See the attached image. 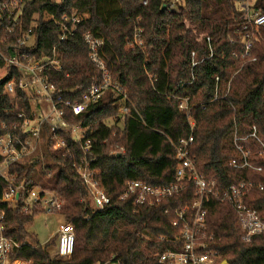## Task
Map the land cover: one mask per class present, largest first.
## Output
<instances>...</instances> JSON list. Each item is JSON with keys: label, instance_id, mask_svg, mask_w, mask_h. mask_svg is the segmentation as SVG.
<instances>
[{"label": "trees", "instance_id": "trees-1", "mask_svg": "<svg viewBox=\"0 0 264 264\" xmlns=\"http://www.w3.org/2000/svg\"><path fill=\"white\" fill-rule=\"evenodd\" d=\"M171 2L25 0L23 26L35 34L28 51L41 59L54 48L61 62L62 71L46 66L48 82L63 88L65 96H70L68 89L76 88V97L99 83L101 73L90 61L82 38L84 32L98 33L105 40L104 58L112 79L126 89L129 101L125 102L127 113L121 115V97L109 89L82 114L69 115L73 123H81L84 138L96 139L97 159L92 166L110 197L100 210L93 208L88 190L74 171L73 161L81 155L78 143L65 136L74 159L70 158L51 148L53 135L45 128L42 156L59 169L53 184L41 188L64 199L58 214L74 227V250L61 257L55 253L56 235L44 243L38 240L29 230L38 211L29 214L2 204L6 232L18 243L11 251L13 258L31 264H157L158 253L170 245L162 237L175 238L179 233L172 225L175 211L191 203L193 186L188 184L179 197L142 206L137 212L119 195L127 180L158 186L172 182L176 160L171 140L190 134L198 169L215 180L218 190L242 181L261 185L250 189L246 202L264 220V26L259 41H253L245 53V20L238 0H177L169 9ZM252 3L255 10L264 11V0ZM72 11L86 18L74 36L61 40V16ZM136 27L142 31L143 50L130 47ZM0 51L8 53L7 45L0 43ZM9 77L0 80V135L5 132L3 123L31 107L32 96L25 91L19 90L15 100L4 93ZM183 97L191 104L192 131L186 113L178 107ZM116 145L124 152L111 154ZM39 158L36 155L32 161ZM10 172L36 184L26 162L14 164ZM5 185L0 177V194ZM205 207L207 232L213 234L222 260L264 264V232L246 242L229 204L209 196Z\"/></svg>", "mask_w": 264, "mask_h": 264}, {"label": "built area", "instance_id": "built-area-1", "mask_svg": "<svg viewBox=\"0 0 264 264\" xmlns=\"http://www.w3.org/2000/svg\"><path fill=\"white\" fill-rule=\"evenodd\" d=\"M175 1L177 0H172L169 9L173 8ZM252 2L253 0H238L239 10L245 20L243 28L246 32L242 37L245 53L253 41H259V31L264 26V11L255 10ZM141 3L146 5L147 0H141ZM25 7V0H0V43L6 44L9 50L8 53L0 51L3 61V66H0V80L10 76L3 84L4 93L12 100L17 98L19 90L32 96L28 113L20 111L11 122L2 124L5 132L0 135V177L6 185L0 194V264H31L30 260L11 256L12 249L18 243L6 232L2 204L7 208H20L22 212L31 214L36 211L58 213L64 203V199L55 191L35 184L30 185L26 178L19 180L17 174L10 172L11 166L26 162L34 154L43 158L45 128L53 135L51 148L74 159L65 138L68 136L71 141L78 143L81 153L79 159L73 161L74 171L88 190L93 208L103 209L110 203V197L97 177L98 170L92 166L97 159L94 150L96 139L84 138L81 123H73L69 115L82 114L90 103L100 100L109 89L121 97V115L127 113L125 102L129 101L126 89L112 79L104 58L105 40L98 33L84 32L82 38L88 47L90 61L101 73L99 83L88 86L76 97V88L68 89L70 96H65L63 88L48 82L46 66L62 71L61 62L54 48L50 56L41 59L28 51L34 45L35 34L31 27L23 26ZM84 18L86 15L75 11L63 13L59 22L60 39L74 36ZM141 32L138 27L134 29L131 48L143 50ZM15 33H18L17 37L10 40V36ZM13 71L19 72V76L13 75ZM178 107L186 113L192 131L195 124L189 115L191 104L188 98H180ZM192 143V134L171 140L176 160L172 182L158 186L141 180H127L119 195L120 200H129L133 210L137 212L142 206H153L162 200L179 197L188 184L193 186L191 203H186L175 211L172 225L179 228V233L175 238L162 237L170 245L165 251L158 253L157 264H227L214 247L213 234L207 232L205 204L209 196H214L233 208L246 242L264 232V220L246 202L250 189L262 188L261 185L242 181L228 186L226 190H218L215 180H209L199 171L197 157L191 154ZM238 148L241 150V147ZM123 152L124 148L119 145L110 150L111 154ZM230 164L234 165V161H230ZM54 235L57 236L55 253L61 257L70 256L75 241L73 225L65 221L59 223ZM98 264H108V261Z\"/></svg>", "mask_w": 264, "mask_h": 264}, {"label": "rangeland", "instance_id": "rangeland-1", "mask_svg": "<svg viewBox=\"0 0 264 264\" xmlns=\"http://www.w3.org/2000/svg\"><path fill=\"white\" fill-rule=\"evenodd\" d=\"M111 125H113V123H111ZM117 126L122 128V122L117 123ZM35 156V154L32 155L30 159L26 161L27 164L31 165V176L36 182L35 185L38 187H41V185H52L58 174V166L44 158L32 161ZM63 222L64 220L60 214L41 211L33 218L32 224L29 226V230L36 235L41 243H44L49 237L54 236L59 223Z\"/></svg>", "mask_w": 264, "mask_h": 264}, {"label": "water", "instance_id": "water-1", "mask_svg": "<svg viewBox=\"0 0 264 264\" xmlns=\"http://www.w3.org/2000/svg\"><path fill=\"white\" fill-rule=\"evenodd\" d=\"M165 9V5L162 6V10ZM220 264H224V262H221Z\"/></svg>", "mask_w": 264, "mask_h": 264}]
</instances>
